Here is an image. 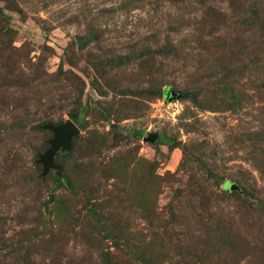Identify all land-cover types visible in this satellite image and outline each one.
<instances>
[{"label": "rangeland", "instance_id": "rangeland-1", "mask_svg": "<svg viewBox=\"0 0 264 264\" xmlns=\"http://www.w3.org/2000/svg\"><path fill=\"white\" fill-rule=\"evenodd\" d=\"M0 264H264V0H0Z\"/></svg>", "mask_w": 264, "mask_h": 264}, {"label": "water", "instance_id": "water-1", "mask_svg": "<svg viewBox=\"0 0 264 264\" xmlns=\"http://www.w3.org/2000/svg\"><path fill=\"white\" fill-rule=\"evenodd\" d=\"M46 129L52 131L55 135L54 140L51 141L50 149L41 157V163L44 165V173L47 174L51 168L54 167L55 156L61 149L70 150L72 148V140L79 134V128L71 122L62 124L60 126L48 125ZM147 140L152 141L149 137ZM232 189L235 187L232 186Z\"/></svg>", "mask_w": 264, "mask_h": 264}]
</instances>
